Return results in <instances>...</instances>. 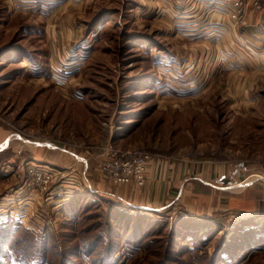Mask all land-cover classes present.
Wrapping results in <instances>:
<instances>
[{"label": "rangeland", "instance_id": "obj_1", "mask_svg": "<svg viewBox=\"0 0 264 264\" xmlns=\"http://www.w3.org/2000/svg\"><path fill=\"white\" fill-rule=\"evenodd\" d=\"M244 1L247 22L252 12L264 11L255 7L256 0ZM69 2L52 15L46 5L38 4L33 11L35 0H0V219L23 216L30 231H16L5 248L20 251L25 263L30 255H39L47 256L49 264H93L85 252L73 256L72 250L104 233L101 220L111 204L99 197L75 226L61 212V204L92 185L117 194L131 186L145 189L154 158L188 167L206 163L223 171L237 167L236 160H248L243 164L254 166L248 171L249 184L264 183L256 178L264 174V96L247 101L223 76L196 83L195 89L185 87L177 95L176 84L188 82L178 78L182 73L176 61H160L166 53L177 58L189 52L186 39L172 33L164 15L176 9L175 3ZM155 77L162 80L157 83ZM165 86L173 96H163ZM245 106L256 107L254 113L243 112ZM109 145L149 153L144 186L115 185L106 179L102 163L108 157L102 152ZM52 173L57 174L52 182L42 185ZM59 180L68 184L58 187ZM236 182L232 185L241 181ZM215 207L210 214L224 223L228 214L241 213ZM158 215L155 223L162 229L153 232L149 224L147 244L124 245L118 264H213L211 258L228 243L222 233L214 235L217 240L210 236L206 244L194 241L193 234L184 242L172 230L190 216ZM247 235L234 242L249 245L253 238L261 244ZM220 264H228V256ZM248 264H264V253Z\"/></svg>", "mask_w": 264, "mask_h": 264}, {"label": "crops", "instance_id": "obj_2", "mask_svg": "<svg viewBox=\"0 0 264 264\" xmlns=\"http://www.w3.org/2000/svg\"><path fill=\"white\" fill-rule=\"evenodd\" d=\"M35 1L33 11L38 8V4L46 5L48 13L52 15H56L62 6H66L69 2V0ZM166 1L177 5L176 9L168 10V14L164 12L172 25V33L178 34L183 40L186 39V44H189L186 47L189 52H184L185 56L175 58L166 53L165 58H160L165 65L169 64V60L176 61L175 67H178V73H182L178 78L188 82L186 86L176 84L177 95L182 93L185 87L195 89L196 83L210 82L211 79L223 76L226 81H230L228 87L235 88L234 93H239V96L247 101L264 96L262 91L264 90V11L252 12L246 25H237L226 15L219 0ZM225 10L228 12L227 8ZM68 31L67 35H70V29ZM86 42L89 41L82 43ZM177 52L180 53L179 49ZM159 68L165 67L161 65ZM155 79L157 83L162 80L160 77ZM168 85L172 87L170 83ZM169 86H165L163 96L174 95L170 89L168 90ZM199 91L201 90L197 89V92ZM255 108L245 106L243 112L253 114ZM234 160L228 159V162ZM246 161L248 160H236L235 162H240L237 167L223 171L222 167V170H218L206 163H193L188 167L183 163L176 165L173 162L168 163L160 158H154L147 169L149 179L147 188L139 189L131 186L123 189L124 192L118 193L119 195L109 188L108 190L102 187L96 188L94 185L90 190L101 197L129 205L135 210L150 212L157 217L160 216L158 214H165L167 217L174 214L193 216L195 220L192 223L196 227H190L187 239L183 238L184 242L190 240L191 234L195 233L204 235H201L202 238L197 241L198 243L207 238L211 241L210 236L222 233L228 242V253L225 255L228 256V264H248L250 258L264 253V183L249 184L248 171L254 166L244 165ZM256 178L264 181V174L257 175ZM85 179L92 184L89 179ZM222 181L225 185H222ZM236 181L241 182L232 185L237 183ZM236 188H239V191H232ZM179 200L186 203L185 208L178 207ZM215 205L216 209L241 210V213L235 216L228 214V223H224L219 217L210 214L213 209L210 207ZM21 222L24 224V219ZM185 227L183 231L186 230ZM246 234L248 237L252 235L256 240H262L261 244L257 241L253 242V238L249 245L234 242L239 238L241 241ZM214 237L216 240L219 238V236ZM195 248L194 245L193 252ZM133 256L136 257V254Z\"/></svg>", "mask_w": 264, "mask_h": 264}, {"label": "trees", "instance_id": "obj_3", "mask_svg": "<svg viewBox=\"0 0 264 264\" xmlns=\"http://www.w3.org/2000/svg\"><path fill=\"white\" fill-rule=\"evenodd\" d=\"M99 197L111 204V206H108L103 220H101L102 228H105L104 233L98 236L96 240L88 242V245H82L80 250H72L73 256L78 255L77 252L81 251V253L85 252L86 254L84 258H92L93 264H118V253L124 245L134 244L141 246L147 244L146 235L152 230L149 229V224H152L154 227L153 232H157V229H162V227H158L155 223L158 219L155 214L147 211L135 210L129 205L117 203L111 199L101 197L93 193L89 188H86L84 191L75 192L70 199L66 200L64 204H61V212L65 215L67 221H73L75 226L79 220H82L81 218L85 210L88 209L91 204H95L96 200H99ZM16 218L17 216L11 218L10 215H6L0 219V264H13L14 260L19 264H49L47 259H45L47 256L43 257L39 255H30V261L25 263V257L20 255V251L15 252L14 249H8L7 246V249L4 247L6 242L10 240L16 231H29L26 229L27 227L20 220H16ZM188 219L189 220L185 221L181 219L175 223L176 226L172 230L175 238H182L183 236L186 237L189 235V230L190 227L193 226L192 222L195 220V217L190 216ZM184 227L186 228L185 231H183ZM46 233L45 235H48ZM193 235L194 241H198L202 238V236H199L197 233ZM208 239L209 238L205 239L203 244H206ZM46 241L47 238L45 236L42 242L45 246ZM226 249H228V243L225 244V246L222 245L216 253V256L211 258L213 264H220L223 260H226L225 255L228 253ZM42 253H44V251H42ZM28 254V252L24 253V255ZM216 258H218V260ZM66 264H68L67 261Z\"/></svg>", "mask_w": 264, "mask_h": 264}, {"label": "built area", "instance_id": "obj_4", "mask_svg": "<svg viewBox=\"0 0 264 264\" xmlns=\"http://www.w3.org/2000/svg\"><path fill=\"white\" fill-rule=\"evenodd\" d=\"M219 2L223 4L224 12L234 23L237 25L247 24V5L244 0H219ZM254 5L258 9H261L264 7V0H256ZM225 8L228 9V12H226ZM102 155L108 157V159L104 160L102 163V173L108 181L115 185H145L146 169L149 159L151 158L148 152L138 149H114L109 145L103 149ZM37 173L39 174V179H43V174L38 171ZM52 174L51 176H45L47 182L42 183V185L47 186L52 182V176L57 175L55 173ZM59 182L61 183L58 184ZM57 184L58 187H63L62 184H65L64 186H66L68 182H62L59 180L57 181ZM22 219H24L23 216H20V221ZM119 264H124V260L119 262Z\"/></svg>", "mask_w": 264, "mask_h": 264}]
</instances>
